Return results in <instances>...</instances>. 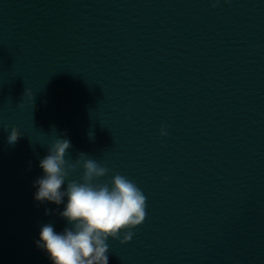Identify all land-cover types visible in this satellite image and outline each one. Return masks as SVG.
<instances>
[{
  "label": "water",
  "instance_id": "95a60500",
  "mask_svg": "<svg viewBox=\"0 0 264 264\" xmlns=\"http://www.w3.org/2000/svg\"><path fill=\"white\" fill-rule=\"evenodd\" d=\"M212 3L0 0V264H53L40 229L72 227L34 199L59 138L147 198L108 264H264V0Z\"/></svg>",
  "mask_w": 264,
  "mask_h": 264
},
{
  "label": "clouds",
  "instance_id": "9594fccd",
  "mask_svg": "<svg viewBox=\"0 0 264 264\" xmlns=\"http://www.w3.org/2000/svg\"><path fill=\"white\" fill-rule=\"evenodd\" d=\"M219 0H213L216 7ZM4 131L8 132L7 126ZM167 129L161 127V137L166 136ZM62 137L66 134L62 133ZM20 137L16 127H12L7 136L8 146L14 145ZM89 133V139H93ZM70 140L59 138L49 147L48 154L40 161L43 175L34 182L37 191L34 199L39 203L45 201L60 205L67 197V203L60 216L72 227L63 232L54 231L51 224L40 229L39 239L35 241L38 249L48 253L53 264H108L109 237L119 239L121 244L132 239L131 229L136 228L146 217V197L137 185L125 176L116 174L108 183L94 181L105 177L109 169L80 153L78 158L66 160ZM79 168L83 174L79 180L70 179V174ZM67 182L64 190L62 186ZM52 210L45 209V214ZM124 231L123 239L120 233Z\"/></svg>",
  "mask_w": 264,
  "mask_h": 264
}]
</instances>
